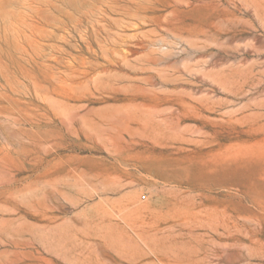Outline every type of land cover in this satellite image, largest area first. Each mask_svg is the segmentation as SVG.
<instances>
[{"label":"rangeland","instance_id":"rangeland-1","mask_svg":"<svg viewBox=\"0 0 264 264\" xmlns=\"http://www.w3.org/2000/svg\"><path fill=\"white\" fill-rule=\"evenodd\" d=\"M0 264H264V0H0Z\"/></svg>","mask_w":264,"mask_h":264},{"label":"bare ground","instance_id":"bare-ground-1","mask_svg":"<svg viewBox=\"0 0 264 264\" xmlns=\"http://www.w3.org/2000/svg\"><path fill=\"white\" fill-rule=\"evenodd\" d=\"M173 222L176 223V225H183V226H189L188 222H189V217L187 215V212L182 209V210H178L174 217L172 218ZM158 227H160V223L158 224Z\"/></svg>","mask_w":264,"mask_h":264},{"label":"built area","instance_id":"built-area-1","mask_svg":"<svg viewBox=\"0 0 264 264\" xmlns=\"http://www.w3.org/2000/svg\"><path fill=\"white\" fill-rule=\"evenodd\" d=\"M141 200H145V197H144V196H142V197H141Z\"/></svg>","mask_w":264,"mask_h":264}]
</instances>
